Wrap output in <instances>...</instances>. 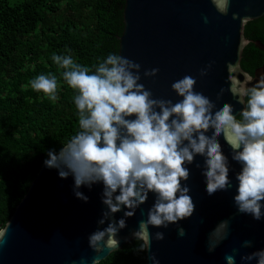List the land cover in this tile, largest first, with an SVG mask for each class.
<instances>
[{
  "label": "clouds",
  "instance_id": "1",
  "mask_svg": "<svg viewBox=\"0 0 264 264\" xmlns=\"http://www.w3.org/2000/svg\"><path fill=\"white\" fill-rule=\"evenodd\" d=\"M215 8L227 14L230 0H211ZM238 13L233 12L235 18ZM207 22V17L204 18ZM249 41L240 38L238 52ZM51 59L61 71L59 77L73 90L77 128L61 142L58 149L49 148L43 164L57 170L61 178L72 176L75 197L88 201L81 186L91 189L102 184L101 210L96 227L87 236L90 248L99 252L103 246L118 245V233L127 226V217L134 215L149 193L154 201L147 218L138 222L131 236L139 241L137 252H147L151 241L161 240L165 233L150 232L149 226L167 227L172 221L193 212L196 201L187 177L190 161L203 173L207 194L233 186L229 175L234 172L235 191L232 195L237 213L250 214L254 220L264 219V72L253 76L236 74L238 60L227 62L232 96L243 105L238 113L228 101L217 103L203 86H196L197 76H203L212 58L199 68L197 75L185 74L172 82L178 99L155 96L142 81L141 64L119 52L109 51L89 65L79 62L72 49L52 52ZM158 67L145 68L143 76H155ZM255 80L254 83H250ZM32 89L42 91L50 101L59 99V79L55 72L39 73L29 81ZM225 85L220 84L217 96ZM221 135L230 145L226 154ZM122 211L119 217L115 213ZM10 221L0 228L3 242ZM229 218L218 221L207 234V250L214 251L229 234ZM184 235L185 229H178ZM252 240L243 246L251 247ZM238 249L226 254V264H236ZM151 264H160L155 252L149 253ZM93 258L90 264H99ZM240 264H264V247L239 253ZM72 264H77L73 261ZM80 264H87L84 257Z\"/></svg>",
  "mask_w": 264,
  "mask_h": 264
},
{
  "label": "water",
  "instance_id": "2",
  "mask_svg": "<svg viewBox=\"0 0 264 264\" xmlns=\"http://www.w3.org/2000/svg\"><path fill=\"white\" fill-rule=\"evenodd\" d=\"M233 12L238 13L235 18ZM262 16L264 0H230L227 14L220 13L211 0H125L118 52L141 64L142 81L155 96L174 101L179 97L171 88L172 82L185 74L197 75L199 68L212 58L208 71L197 76L196 86H203L217 103H232L234 112L238 113L243 105L227 87V62L235 64L238 60L236 74L240 79L244 78L243 73H248L240 65L243 49L238 52V45L241 37L247 39L246 23ZM253 43L264 52V43L260 40ZM152 67L159 69L155 76H143V70ZM260 72H264V56L252 75L258 77ZM221 83L225 87L217 96ZM220 141L230 157V145L222 135ZM195 159L202 160V155L196 153ZM194 160L189 162L187 177L196 201L194 210L167 227L149 226L150 232L162 230L165 236L151 241L146 252L147 264H151V252L160 258V264H226V254H233L234 248L239 250L235 255L236 264H240L239 253L264 247V219L254 220L250 214L237 213L233 204L234 172L240 165L231 161V188L209 195L204 189L203 173ZM73 182L72 176L61 178L56 169L41 164L5 223L10 221L0 242V264H72L73 261L80 264L81 257L87 264L93 258L102 260L133 238L131 230L147 218L154 201L150 192L134 215L126 218L127 226L117 234L118 245L113 249L105 245L96 252L89 247L87 236L98 227L96 221L105 207L100 200L102 184H94L91 189L82 185L81 190L89 196L88 201H83L74 196ZM122 214L120 211L115 216ZM224 218L230 220L228 237L209 252L207 234ZM180 227L185 229L184 235L178 233ZM244 240H252V246H243Z\"/></svg>",
  "mask_w": 264,
  "mask_h": 264
},
{
  "label": "trees",
  "instance_id": "3",
  "mask_svg": "<svg viewBox=\"0 0 264 264\" xmlns=\"http://www.w3.org/2000/svg\"><path fill=\"white\" fill-rule=\"evenodd\" d=\"M125 0H0V228L13 213L38 172L49 148L77 128L74 90L59 77L52 52L65 45L81 63L93 64L109 51L118 52ZM244 35L251 40L240 65L253 74L264 52V16L248 21ZM55 72L59 99L50 101L29 81L39 73ZM132 238L99 264H147Z\"/></svg>",
  "mask_w": 264,
  "mask_h": 264
},
{
  "label": "rangeland",
  "instance_id": "4",
  "mask_svg": "<svg viewBox=\"0 0 264 264\" xmlns=\"http://www.w3.org/2000/svg\"><path fill=\"white\" fill-rule=\"evenodd\" d=\"M10 2H14L15 0H9Z\"/></svg>",
  "mask_w": 264,
  "mask_h": 264
}]
</instances>
